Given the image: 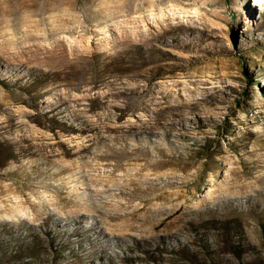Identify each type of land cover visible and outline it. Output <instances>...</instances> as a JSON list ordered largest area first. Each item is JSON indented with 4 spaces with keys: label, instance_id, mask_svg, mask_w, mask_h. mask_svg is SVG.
Wrapping results in <instances>:
<instances>
[{
    "label": "rangeland",
    "instance_id": "374dc122",
    "mask_svg": "<svg viewBox=\"0 0 264 264\" xmlns=\"http://www.w3.org/2000/svg\"><path fill=\"white\" fill-rule=\"evenodd\" d=\"M242 263L264 0H0V264Z\"/></svg>",
    "mask_w": 264,
    "mask_h": 264
},
{
    "label": "trees",
    "instance_id": "16d2710c",
    "mask_svg": "<svg viewBox=\"0 0 264 264\" xmlns=\"http://www.w3.org/2000/svg\"><path fill=\"white\" fill-rule=\"evenodd\" d=\"M37 237L35 236L33 238L37 239ZM34 239H31V241L26 244L25 252L22 255L23 257L28 258L31 261V263H33L35 261V259H36L35 256H37V254H38L37 250H35L34 246H33L34 242H35ZM234 251L237 253V255L240 254V251L238 249H235ZM16 252L17 251H15L13 253L15 254ZM28 263H30V262H28Z\"/></svg>",
    "mask_w": 264,
    "mask_h": 264
}]
</instances>
